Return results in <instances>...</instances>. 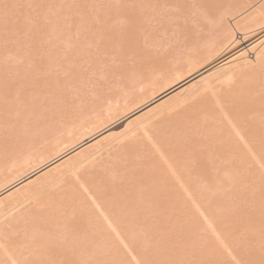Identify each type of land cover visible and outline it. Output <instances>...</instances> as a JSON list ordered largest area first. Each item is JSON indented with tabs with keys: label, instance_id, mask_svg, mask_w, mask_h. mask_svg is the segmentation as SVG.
I'll list each match as a JSON object with an SVG mask.
<instances>
[{
	"label": "bare ground",
	"instance_id": "bare-ground-1",
	"mask_svg": "<svg viewBox=\"0 0 264 264\" xmlns=\"http://www.w3.org/2000/svg\"><path fill=\"white\" fill-rule=\"evenodd\" d=\"M18 1L16 6L19 5ZM26 1L27 4L35 1L36 6L41 8H36V11L42 12L41 15L38 13V20L36 12L32 16L33 19L36 18L32 20L35 25L31 21L32 28L29 30L25 28L26 21L22 20L17 24L19 27L23 25L24 33L31 32L29 41L23 34L19 36L22 27L9 23L8 19L5 24L8 22L6 25H14H9L14 36H11V42L21 47L27 41L33 45L28 47V57L41 56V61H33L34 57L33 60L29 58V61L36 62L33 63V69H30L31 74L38 72V78L42 75L41 81H37L38 78L31 80L32 75L28 81L9 79L12 73L15 74L10 76L22 78L29 69L21 77L23 72L16 71V66L13 68L10 65L12 58L4 63L8 59L3 53L6 46L1 42L0 264H126L124 253L130 256L134 264H178L183 261H179L183 257L177 256L176 246L182 248L187 242L183 247L190 246L189 250L182 248L181 253L184 251L189 254L191 248L195 250L188 241L195 234L193 229L197 218L202 220L201 224L199 219V223L196 222L198 227L200 224L199 229L204 227L209 230L208 235L210 232L215 247L231 251L234 259L240 262L239 257L244 255H241L243 251H237V245V252H233L228 239L230 236L226 233L229 220L234 215L239 222L237 210L240 209L228 210V205H236L237 208V196L242 193L241 188L252 184L253 187L260 185L262 181L259 184L253 181L255 172L264 171V42L262 46L258 42L264 38V0H194L198 7L196 10L200 11L193 8L195 12L192 15L186 13L191 16V20L185 17V21L176 23L180 16L177 17L176 13L173 15L176 17L175 21L171 18L172 24L167 26V22L165 25L167 30H160L166 31L169 40L176 45L172 52L167 49L164 55L159 51V55L155 51H149L150 46L154 49L146 41L150 37L145 39L140 35L143 27H149H146L147 24L143 25L147 14L141 13L145 11L142 7L147 5L145 7L152 11V6L157 12L161 7L157 0H144L146 3L141 7L139 4H143V0L140 3L135 0L138 5H133L134 0L127 1L130 8L124 6L126 10L131 9L132 2L135 7H132L130 11L133 12L127 18L123 15L125 23L127 22L124 25L125 30L127 29L123 32L124 36L121 39L116 37L120 39L118 42L110 40L115 41L116 45H113L116 47L111 44L103 45H110L112 50L118 48L117 55L113 54V58L110 56L112 59L109 57V64L114 63L112 65L119 68L112 69V65L111 68L106 65L109 68L106 67L107 70L101 73L104 76H100L105 78L104 86L110 82L106 78H114L115 82L111 80L114 87L104 91L96 99L97 88L92 86L93 90L95 88L92 93L97 96L95 100L86 97L91 91V87L86 86L88 76L84 77L90 71L89 68L78 79L75 72L77 69L74 67L69 78L65 80L66 77L63 76L64 80H61L51 72L52 66L58 64L54 60L42 61V54H51L50 47L56 44L67 53L82 47L79 43L83 41L75 43L78 38L71 35L72 30L65 28L68 26L67 18L72 19L70 8L67 10L62 4L66 0H55L54 4L51 0ZM116 1L113 4L121 11L124 7L119 6L124 3L117 1V6ZM172 1L167 0L165 6ZM186 1L190 3L189 0ZM75 2L72 4L75 5ZM57 3L61 5L55 6ZM13 4H10L12 8L15 7V0ZM86 4L90 6L91 3L87 0L85 6ZM110 4L106 6L111 11L113 6ZM51 5L56 7L52 9L55 13L49 11L55 17H50L49 12L47 13V9L52 8ZM102 7L104 5L99 6L97 11L102 10ZM187 7L185 8L189 11ZM9 8L3 15L0 14L2 18L4 16L3 19L5 14L14 18L13 13L17 7L14 12ZM80 8L81 6L79 13L75 12L77 16L84 13V8ZM114 8L112 11L115 13L117 11ZM105 9V13L101 11L103 15H99L103 18L99 19L101 21H107ZM95 14L92 12V16ZM65 15L67 22L63 19ZM92 16L89 17L95 19ZM30 17L24 20L29 21ZM89 17L81 16L85 20L80 25H92L93 20L91 22ZM120 17L119 19L123 18ZM0 20L2 21L1 18ZM113 22L112 25L115 24ZM102 24L105 25L104 22ZM108 24L107 28L112 27L110 22ZM115 26L116 24L112 28ZM121 26L117 25V28ZM4 27L0 25V32H4ZM75 27L78 28L76 33L81 31L78 25ZM98 27H91L96 34L105 26ZM85 28H82L83 32ZM107 28L104 30L107 31ZM115 30L110 31L112 33ZM83 32H79L78 36L84 38ZM85 32L88 34L86 30ZM89 33L91 36L94 34L93 38L98 36V41H108L105 35L104 38L101 37L104 33ZM5 35L6 38L10 36ZM110 35L107 36H113ZM156 37L160 39L159 35ZM156 37L152 41L157 49H161L162 43L159 46ZM4 42L6 45L8 41ZM90 42L88 44H92ZM12 44L9 46L13 48L15 44ZM15 47L13 49L18 48ZM5 50L11 56L12 50L8 51V47ZM119 51L122 53L119 54ZM108 53L109 50L106 54ZM250 53L254 54L253 59L249 56ZM80 59L76 63L82 60ZM86 59L88 60L87 57ZM105 61L106 59L103 60ZM96 64L94 63L95 67L98 66ZM68 65L67 68L71 70L70 64ZM96 70H93L94 74ZM91 78L93 77L88 80ZM95 79L96 77L94 81ZM71 80L76 82L72 81L77 90L68 89L74 85L67 84ZM17 81L19 83L15 84ZM31 82H35V85ZM95 84L94 82L93 85ZM98 85H101L100 82ZM104 86L101 88L106 89ZM92 93L90 94L93 95ZM76 96L78 100L72 103L71 99ZM18 97L21 98L20 101L14 104ZM123 122L128 123L120 128L119 125ZM262 174L257 177L264 180L260 176ZM262 183L264 186V181ZM262 188L259 186V189ZM263 189L260 197H264ZM252 218L253 216L249 217L250 220ZM191 219L194 225L187 223ZM199 229L198 233L201 232ZM202 234L200 236L205 239L207 236ZM144 236L147 242L150 241L152 248L147 247L149 243H144ZM208 241L198 242V246H195L199 248L198 255L202 259L209 257L208 251L211 256L217 253V250L212 253ZM144 244L147 245L146 248ZM143 248L144 252L150 254L143 253ZM255 255L245 256L246 261L252 262ZM191 259L188 261L191 262ZM209 259L213 257L206 260L209 262ZM260 260L263 262L261 257ZM132 261L129 260L130 264ZM193 262L195 264L196 261ZM200 262L204 264V259H200Z\"/></svg>",
	"mask_w": 264,
	"mask_h": 264
},
{
	"label": "rangeland",
	"instance_id": "rangeland-1",
	"mask_svg": "<svg viewBox=\"0 0 264 264\" xmlns=\"http://www.w3.org/2000/svg\"><path fill=\"white\" fill-rule=\"evenodd\" d=\"M0 1H4L3 3L2 2H0V14H4L5 13V10L7 9L8 10V7H10L9 9H11L12 7H11V5H14L13 3H14V0H0ZM18 1V0H17ZM17 1L15 0V7H17V9L14 7V8H12L13 9V11L12 12H14V10L16 11V12H14L13 13V17L14 18H12V17H10V16H6V14H5V19H3L4 18V16H3V18L0 16V18L2 19V21L0 20V25H2V27H4V26H6V27H4V28H6L5 30H4V32H0V34L2 35H0V39L2 40H0V46L2 45L1 44V42L2 43H4V45L3 46H6L5 48H7L8 47V51H11L13 48H16L15 46H17L18 48L17 49H13L12 50V52L10 53V55L11 56H8L9 55V53L7 52V50H5V48L3 49V53L4 54H6V59H8V60H6V62H4V63H7V61H9L11 58V60H13L12 62H11V64L10 65H12V67L14 66H16L15 67V69H16V71L18 70L19 72H23V73H21V77H22V75L23 74H26V71L29 69H33V65H35L36 64V62H32V61H29V58H30V60H33V61H38V60H40L41 61V56L40 57H38V56H33L32 58L31 57H28V56H30V54H29V48L30 47H32L33 45L31 44V43H28L27 41H29V37H30V31L28 32V35H26L27 34V32L26 33H24L23 31L25 30V28L26 29H28L29 30V28H32V23H31V21L32 20H34V19H36V20H38L39 18H40V15L42 14V12L39 10V11H36V8H38L37 6H36V4H35V1H29V3L30 4H27V1L26 0H19L18 2H19V5L18 6H16L17 4ZM23 1V2H22ZM52 1V4H54L53 3V1L56 3V1L55 0H51ZM70 0H68V2H69ZM82 0H76V2L75 1H72L71 0V2H67V0L66 1H63L62 2V4H64V6H65V9H67L68 10V8H70L69 10H71L70 12H71V14L72 15H70V12H69V15L72 17V19L70 18V17H68L67 19H69V21L68 20H66V17H67V15H65L64 17H63V19H65V21L68 23V26H66L65 28L67 29L68 28V30L70 31V30H72V32L70 31V33H71V35H73V37L75 36L76 38H78L77 40H75V43H76V41H77V43H79V42H81V41H83V42H90V41H92V44H88V42H87V44H84L83 42H81V43H79V44H81V46L82 47H80V48H74L75 49V51H76V53H75V51H74V49L73 50H70V53H67V52H63L62 50H64V49H62L61 47H60V45L59 44H56V46H51L50 47V49H51V51L49 52V53H51V54H48L49 56H46L47 54L45 53V54H42V53H40V54H42V61H46L47 59L48 60H52V62H53V60L58 64V65H55V66H52L53 68H54V70H53V68H51V72H52V74H53V72H54V75L53 76H55V77H57V78H59V79H61V80H64L63 78L64 77H66L65 78V80L66 79H68L69 78V76H70V73L72 74L73 72H74V70H73V68L75 67L76 69V75H77V78L78 79H80L79 78V76L80 77H82L83 76V74H84V72H87L88 71V68H89V72L88 73H85V75H84V77L85 76H88V78H87V84H86V86L88 85V87L90 88H92V86L93 87H96L97 88V90H95V88H94V90H95V92H96V94L95 95H98V97L97 96H95L94 95V93H92V92H94V90H93V88L91 89H89V90H91L90 92H89V94H88V96H86L88 99L90 98V99H92V100H95V97H97L96 99H98L101 95H103V92L105 91L106 92V90L107 91H109V90H111V88H113L114 86V84H112V82H115L114 81V78H106V80H108V79H110L109 81V84L107 85L106 84V86H104V84H105V78L103 77V79L101 78L102 76H104V75H102L104 72H105V70H107L106 69V65H108V66H110V68L112 67V69H115V67H116V69H118L119 68V66H115V65H112V64H114V63H111V65L109 64L110 63V61H111V59L114 57L113 56V54L115 55L116 54V52L118 51L117 49L118 48H116V50L115 49H111V46H113V47H116V46H114V45H116L113 41H111V42H113V43H111L110 42V40H116L117 42L121 39V37L122 36H124V34H123V32H124V30H125V26L127 25V22L125 23V21H126V18L128 17V15L129 14H132V12L130 11V10H132V7H133V5H135V4H137V2H138V0H130V1H133L132 3H133V5H132V3H131V9H127L126 10V8L125 7H127V8H130V4H129V2L127 3V1H129V0H117L119 3H124L123 5H121L120 4V8L121 7H124V8H122V12L120 11L119 13H118V10H117V8L118 7H116V5L115 4H113V3H115V1L116 0H112V1H110L109 0V2H108V0H102V1H105L104 3L101 1V0H94L95 2H93V1H91L90 0V2H89V0H88V3L90 4H92V6L94 7V10H93V7L91 6V4H90V6L89 5H87V6H89V9L87 8V6H85V3L87 2V0H83V2H81ZM86 1V2H85ZM100 1H101V3H100ZM116 1V3H118ZM145 1H147V0H145ZM144 0L142 1L143 2V4H139L141 1L139 0V5H140V7L141 6H143L144 5V2H145ZM167 0H157L156 2H158L159 3V6H161V7H159L158 5V7H159V9H158V7L156 8V9H158V10H156L157 12H155V10H153L152 8H155V7H152V6H150L151 7V10L152 11H150L149 10V7L148 8H146L145 6H147V5H145L144 7H142V9L143 8H145V11H141V13H146L147 14V19H145L144 20V26H145V24H147L146 25V27L147 26H149V27H147V29L145 28V27H143L142 29L143 30H141V36H144V38L145 39H147L148 37L147 36H149L150 38H148L146 41L148 42V46H150V45H153V47H154V49L152 48V46H150L148 49H150L149 51H155V53H157V55H159L158 54V52L157 51H159V53H161L162 52V54L161 55H164V54H166L167 53V49H170V51L169 52H172V50H174V47L176 46L175 45V43H172V41H170L169 40V35H167L165 32L166 31H163V32H161L160 30H167L166 29V24H167V22L169 23V24H167V26H170L171 24H172V19L174 20V19H176V17H173V15H176V13H177V17L179 16V21H175L176 23H181L182 21H185V19L183 20V18H185V17H187V19L188 20H191V16L190 15H192V13L193 12H195V11H197L196 10V7H197V5H196V3H195V1L194 0H189V2L190 3H188V1H186V0H173L171 3H170V5H168V6H165V2H166ZM22 2V3H21ZM33 2V3H32ZM75 2V5L74 4H72V3H74ZM99 2V3H98ZM108 4H110L111 5V7L113 6V7H115L114 8V10L115 11H117V12H113L112 11V8H111V11L110 10H108V7L106 6V5H108ZM136 2V3H135ZM176 2L178 3L179 2V4L177 5L176 4ZM187 3V6L189 7L190 5H192V6H190L189 8L187 7V6H185L186 5V3ZM6 3H7V5H6ZM9 3V4H8ZM25 3H26V5H25ZM61 3V2H60ZM80 3V4H79ZM83 3V4H82ZM106 3V4H105ZM119 3L117 4V6L119 5ZM126 3H127V6H126ZM146 3V2H145ZM157 3V4H158ZM11 4V5H10ZM50 4H51V2H50ZM70 6H69V5ZM94 4V5H93ZM99 4V5H98ZM129 4V5H128ZM137 4V5H138ZM175 4V5H174ZM183 4V5H182ZM6 5V6H5ZM10 5V6H9ZM28 5V6H27ZM32 5V6H31ZM58 5H61V4H59V3H57L55 6H58ZM73 5V6H72ZM96 5H98V7H96ZM104 5V7H102V10H100L99 12L97 11L98 9H100L99 8V6L101 7V6H103ZM137 5H136V7H137ZM26 6H27V11H25V9H26ZM52 6V5H51ZM54 6V8H53V6H52V8H49V9H47V13L49 12V11H53L54 12V10H52V9H56V7ZM79 6H81V8L80 9H82V8H84L83 10H84V13L82 14H79V16H77L78 14L77 13H79L78 11H79ZM177 6H181V7H177ZM195 6V7H194ZM24 7V8H23ZM31 9H30V8ZM67 7V8H66ZM135 7V6H134ZM133 7V8H134ZM185 7H187L188 9H189V11H187V9L185 8ZM31 10V12H30V10ZM92 8V9H91ZM107 10H106V9ZM185 8V9H184ZM193 8H194V10H193ZM198 8V7H197ZM38 9H41L40 7L38 8ZM37 9V10H38ZM63 9V8H62ZM86 9V10H85ZM106 10V12H107V15H108V17H106V16H103L104 18L106 17V19H107V21L106 20H104V21H101V20H99L100 18L101 19H103L102 17H100L99 15H103L102 13H101V11H103V10ZM191 9V10H190ZM2 10V11H1ZM25 11V12H23V11ZM90 10V11H89ZM144 10V9H143ZM149 10V12H147ZM183 10V11H182ZM19 11H21V12H19ZM82 11V10H81ZM85 11H86V13H85ZM93 12V15L95 14V11H96V14H95V16H92V12ZM111 12L110 14H111V16L113 17H111L110 16V14H109V12ZM125 11V12H124ZM200 10H198L197 12H199ZM37 14H36V13ZM40 12V13H39ZM51 12H49V14H50V17L52 16V17H55V15H54V13H51ZM75 12H77V13H75ZM88 12H90V14L88 13ZM104 12V11H103ZM131 12V13H130ZM152 12H155V14L154 13H152ZM184 12V13H183ZM189 12H191V13H189ZM19 13H21L20 15H23V16H20V15H17V14H19ZM25 13V14H24ZM29 13V14H28ZM40 15H39V14ZM99 13V14H98ZM105 13V12H104ZM112 13H114V14H112ZM116 13H118V16L120 17V18H122L123 17V15L126 17V18H122V19H119V17L116 15ZM123 13V14H122ZM151 13V14H150ZM186 13H188V14H190L189 16L186 14ZM201 13V12H200ZM26 14H28V16L26 15ZM32 14V15H31ZM38 15V16H36V15ZM52 14V15H51ZM89 17V16H92V18L94 17L95 19H91V17H89L90 18V20H91V22H92V20H93V22H92V25L94 26V28H97L99 25L100 26H105V27H101V28H103L102 30H101V28H100V30L99 31H101V32H99V34H102V33H104L103 34V36H101V37H103L104 38V35H105V39L106 40H108V41H106V42H104V41H102V39L100 40V41H98V36L97 37H95V38H93V36H94V34H93V36H91L90 35V31H94V33L96 34V31L95 30H93V28H91V27H93L92 25H91V23L90 22H87V21H85V22H87V24L88 23H90V25H91V27H90V29H89V24H88V26H86V24H82V25H80V23H84V21L83 20H85V19H83L84 18V16L85 17H87L86 15ZM142 14V15H143ZM148 14H150L149 15V17H148ZM186 14V15H185ZM197 14H199V13H195V15H197ZM35 15V17L36 18H32V16H34ZM77 17H76V16ZM84 15V16H83ZM194 15V14H193ZM19 17V18H16V17ZM26 17V18H23V17ZM31 16V17H30ZM81 16L83 17V18H81ZM114 16H115V18H116V20H115V18H114ZM172 16V17H171ZM7 17H9V18H7ZM22 17V18H21ZM28 17H30V19H29V21L28 20H24V19H28ZM118 17V18H117ZM168 17V18H167ZM12 18V19H11ZM82 19V21H81V19ZM172 18V19H171ZM8 19V21H9V23L10 22H12L13 24H15V25H17V24H20V22H22V20L23 21H26V22H24V23H26L24 26H25V28L23 27V25H20V27L19 28H21L22 30H19L20 31V33H18L19 34V36H22V35H20V34H23V37L24 38H26V39H28L25 43H23L22 45H24V46H22V45H20L21 47H19V45H16V43L15 42H11L12 40H10L12 37L11 36H13V34H12V28H10L9 27V25L10 24H8V25H6L5 24V20H7ZM71 19V20H70ZM74 19V20H73ZM87 19V18H86ZM11 20V21H10ZM15 21V23H14V21ZM20 20V21H19ZM74 22H73V21ZM89 20V21H90ZM95 20V21H94ZM115 20V21H114ZM120 20V21H119ZM124 20V21H123ZM178 20V19H177ZM60 21H62V19L60 20ZM70 21H71V23H70ZM79 21V23H77ZM115 22V24H116V26H115V28H117V25H118V27L120 26V25H122L120 28H117L116 30L118 31V32H122L121 34H119V33H117V31L115 30V28L113 29L112 27L115 25L114 24V22ZM123 21V22H122ZM146 21V22H145ZM163 21V22H162ZM33 22V24H34V22L35 21H32ZM64 22V21H63ZM100 22H104V24L105 25H103L102 23H100ZM110 22V25H112V22H113V24L114 25H112V27H108L107 28V26L109 25L108 23ZM174 22V23H175ZM2 23V24H1ZM11 23V24H12ZM77 23V24H76ZM118 23V24H117ZM122 23H124V24H122ZM23 24V23H22ZM30 24V25H29ZM70 24H73V25H70ZM35 25V24H34ZM33 25V26H34ZM67 25V24H66ZM70 25V26H69ZM75 25L77 26L78 25V27H79V30L81 29V31H79L80 32V34L83 32L82 31V28L83 27H86L85 28V30L88 32V34L85 32V30H84V38H81V37H83V36H78V35H80L79 34V32H77L76 33V31H78V28L77 27H75ZM82 26V28L80 27V26ZM125 25V26H124ZM143 25H141V26H143ZM11 26V25H10ZM14 25H12L11 27H13ZM165 26V27H164ZM124 29H123V28ZM162 27H164L163 29H161ZM8 28H9V30L10 31H8ZM17 28V27H16ZM72 28H74V29H72ZM99 28V27H98ZM105 28H107L108 30V32L107 31H105L104 29ZM112 28V29H111ZM77 29V30H76ZM88 29H89V31H88ZM120 29H122L121 31H120ZM144 29H146L145 31H144ZM97 30V29H96ZM110 30H115V31H112V33H111V31ZM127 30V29H126ZM125 30V31H126ZM150 30V31H149ZM22 31V32H21ZM103 31V32H102ZM143 31V32H142ZM114 32H116V34L114 33ZM139 32H140V30H139ZM8 34V36H9V38L7 37H4V35L5 34ZM86 33V34H85ZM106 33V34H105ZM113 34V36H111V37H114V35H115V37L114 38H109V36H107V35H109V34ZM125 33V32H124ZM153 33V34H152ZM6 34V35H7ZM17 34V33H16ZM15 33H14V35H16ZM99 34H96V35H99ZM119 34V35H118ZM123 34V35H122ZM5 35V36H6ZM83 35V34H82ZM118 35V36H117ZM151 35V36H150ZM155 35V36H154ZM156 35H159V37H160V39H158L157 37H156ZM18 36V35H17ZM17 36H15V37H17ZM27 36H28V38H27ZM78 36V37H77ZM153 36H154V38H153ZM14 37V36H13ZM23 37H21L22 39H23ZM88 37H90V38H88ZM116 37H120V39L119 38H116ZM147 37V38H146ZM155 37L157 38L156 40H158V42H159V46H160V43H162V45H161V49L164 51H161V49H157L156 48V46L154 45L155 43H154V41H152V39H155ZM17 38H19V37H17ZM79 38H81V40L79 39ZM108 38V39H107ZM166 39V40H164V39ZM20 39V38H19ZM83 39V40H82ZM150 39H151V41L153 42L152 44L150 43L151 41H150ZM21 40V39H20ZM74 40V39H73ZM73 40H72V42H73ZM80 40V41H79ZM85 40V41H84ZM87 40V41H86ZM155 40V41H156ZM160 40V41H159ZM164 40V41H163ZM262 40H264V38H261L258 42L260 43L259 45H263L262 44V42H264V41H262ZM4 41H8L7 43H6V45H5V42ZM10 41V42H9ZM19 41V40H18ZM161 41H163V42H161ZM21 43H22V40L20 41ZM24 42V41H23ZM116 42V43H117ZM157 42V41H156ZM257 42V43H258ZM8 43H10L9 45H13L12 43H14L15 45L13 46V48L12 47H10L9 45L7 46V44ZM74 43V44H75ZM96 43V44H95ZM30 44V45H29ZM83 44V45H82ZM99 44H101L100 46H99ZM105 44H111V46L109 45V46H107V48L109 47V49H107L106 48V46H103V45H105ZM114 44V45H113ZM42 45V44H41ZM41 45H39V47L40 48H42L41 47ZM53 45V44H52ZM55 45V44H54ZM84 45L86 46L87 45V47L86 48H88V47H91V48H88L87 49V51H86V48L84 47ZM90 45V46H89ZM97 45V46H96ZM165 45V46H164ZM93 46H95V47H93ZM261 46H259V47H261ZM29 47V48H28ZM98 47V48H97ZM9 48H11V49H9ZM21 48V49H20ZM53 48V49H52ZM172 48V49H171ZM258 48V47H257ZM262 48V47H261ZM260 48V49H261ZM81 49H82V51H81ZM101 49V50H100ZM147 49V50H148ZM1 50V49H0ZM14 50H16L15 52H14ZM20 50V51H19ZM25 50V51H24ZM27 50V51H26ZM109 50V53L108 54H106L107 53V51ZM5 51V52H4ZM61 51V52H60ZM80 51V52H79ZM115 51V52H114ZM59 52V53H58ZM78 52V53H77ZM87 52V53H86ZM92 52V54H90ZM8 53V54H7ZM15 53V54H14ZM25 53V54H24ZM52 53H53V56H52ZM59 55H58V54ZM63 53H64V55H63ZM122 52H120L119 51V54H121ZM13 54V55H12ZM21 54V55H20ZM24 54V55H23ZM28 54V55H27ZM66 54H67V56H66ZM74 54V56H72ZM89 54V55H88ZM102 54V55H101ZM18 55H19V57H18ZM27 55V56H26ZM43 55H45V56H43ZM57 55V56H56ZM62 55V56H61ZM74 57V59L71 57ZM84 55V56H83ZM91 55H92V57H91ZM105 55V56H104ZM117 55V54H116ZM8 56V57H7ZM18 57V58H20V59H18V58H15V57ZM21 56H23L22 58H21ZM66 56V57H65ZM70 56V57H69ZM82 58H81V57ZM107 56V57H106ZM112 58H111V57ZM249 56H251V58L252 57H254V54H249ZM62 57H64L65 59H66V61L64 62V58H62ZM71 59H69V58ZM85 57V58H84ZM86 57L88 58V60H90V58H91V60H90V62H88V60L86 59ZM95 57V58H94ZM111 59H110V58ZM62 61L63 60V62H61L59 59ZM62 58V59H61ZM68 58V59H67ZM81 60V61H79L80 62V64H78V63H76V60L78 61L79 59ZM97 58V59H96ZM108 58V59H107ZM27 59H28V61H27ZM45 59V60H44ZM57 59H58V61H57ZM106 59V61L105 62H103V60H105ZM253 59V58H252ZM3 60H4V58H3ZM19 60V61H18ZM20 60H21V62H20ZM75 60V61H74ZM110 60V61H109ZM1 61V60H0ZM14 61H16V62H14ZM39 61V62H40ZM60 61V62H59ZM69 61H71L70 63H69ZM3 62V61H2ZM10 62H8V63H10ZM96 62H99V63H97L96 64ZM15 63H17V64H15ZM33 63H35V64H33ZM38 63V62H37ZM88 63V64H87ZM94 63L96 64V65H98V66H96L95 67V65H94ZM104 63V64H103ZM105 63H107V64H105ZM20 64H22V65H20ZM63 65V67H62V65ZM68 64H70V68H72L71 70L69 69V68H67V67H69V65ZM74 64V65H73ZM75 64H77V65H75ZM86 64H87V67H85L86 66ZM91 64V65H90ZM61 65V66H60ZM82 65H84V66H82ZM90 65V66H89ZM103 65H104V68H103ZM117 65V64H116ZM22 68H21V67ZM72 66V67H71ZM77 66V67H76ZM79 66H81L80 68H79ZM13 67V68H14ZM25 67V68H24ZM32 67V68H31ZM61 67V68H60ZM82 67H84L85 69H81ZM95 67V68H94ZM19 68H21V69H19ZM96 68H97V70H96ZM107 68H109V67H107ZM14 69V70H15ZM65 71H64V70ZM69 69V70H68ZM104 69V70H103ZM23 70V71H22ZM26 70V71H25ZM29 70H28V72H27V74L26 75H24L22 78H20V77H17V76H15V77H12L15 73H12V74H10V75H12V76H10L9 75V79H13V78H15V79H17V80H19V79H24L25 81L27 80L28 81V79H31V78H29L30 77V75H32V79L31 80H34V79H37L38 78V72L35 74V73H33V74H31L32 72H31V70H30V72H29ZM60 70V71H59ZM82 70V71H81ZM84 70V71H83ZM85 70H87V71H85ZM93 70H96V72H95V74L93 73L94 71ZM101 70H103L102 72H101ZM70 71H72V72H70ZM78 71V72H77ZM69 72V73H68ZM30 73V74H29ZM41 72H39V74H40ZM91 73V74H90ZM102 73V74H101ZM66 74V75H65ZM68 74V75H67ZM98 74V75H97ZM101 74V75H100ZM29 75V76H28ZM41 75L42 74H40L39 76V80L37 79V81H41ZM48 75H50V73L48 74ZM57 75V76H56ZM59 75H60V77H59ZM76 75H74V76H76ZM64 76V77H63ZM68 76V77H67ZM93 77V78H91V80H88V79H90V77ZM101 76V77H100ZM43 77V76H42ZM96 77V79H95V81H94V78ZM75 79V80H78V79ZM15 79L13 80V81H15ZM111 80H113L112 82H111ZM12 81V82H13ZM73 80H71V81H69V82H67V84L68 83H73L72 82ZM100 82V86L98 85V83ZM90 82V83H89ZM94 82L96 83L95 85H93L94 84ZM15 83V82H14ZM17 83H19L18 81L15 83V84H17ZM35 83V82H34ZM34 83H32L31 82V84L33 85ZM74 83H76V82H74ZM73 83V84H74ZM93 83V84H92ZM104 83V84H103ZM31 84H29V85H31ZM90 84H92V85H90ZM110 84H112V86L110 85ZM31 85V86H32ZM35 85V84H34ZM33 85V86H34ZM71 85V84H70ZM77 85V84H76ZM106 87V89L105 88H101V87ZM69 86V85H68ZM30 87V86H29ZM70 87V88H69ZM68 87V89L69 90H77V87H76V89L74 88L75 87V84L74 85H71V86H69ZM74 89H73V88ZM109 88V89H108ZM86 89H87V87H86ZM101 89H103V90H101ZM102 92H101V91ZM101 93H100V92ZM104 92V93H105ZM85 93H87V91H85ZM90 93H92L93 95H91ZM108 93V92H107ZM86 95V94H85ZM94 99H93V98ZM19 98V97H18ZM17 98V99H18ZM86 98V99H87ZM17 99H15L14 100V104H17L18 102L17 101H20V99L21 98H19L18 100ZM78 100V97L76 96V97H73L72 99H71V101H73L72 103H74L75 101H77ZM71 101L69 100V102L71 103ZM66 103V102H65ZM64 103V104H65ZM4 105H6V104H3V106ZM1 106V105H0ZM1 114V113H0ZM0 118H1V115H0ZM131 121L133 120L132 118L130 119ZM130 120H128V122L130 121ZM128 122H123L122 124H120L119 125V127L120 128H123L125 125H126V123H128ZM264 172V171H263ZM262 171H261V173H260V171L258 170V172H257V170H256V177H255V180H253L254 181V183H256V182H258V184L260 183V181H264L263 179H259L260 177H257V176H259L258 174H262L263 173ZM264 174H262V175H260V176H262V178H264V176H263ZM256 178H257V180H256ZM260 183V185H257V187L254 185V187H253V184H252V186H247V187H245V188H241V192L242 193H240V195H238L237 197H238V200L240 201H238L237 200V202L239 203V204H237V203H235V204H237L238 206H237V208H236V205H233V206H229L228 205V210L230 209V210H237V209H240V210H237V212H238V214L240 215L239 216V222H238V220H236L237 219V217L235 218V216L236 215H234V217L233 218H231L230 220H229V223H228V229H227V235L228 236H230L228 239H229V244L231 245L230 247H232V250H233V252L236 250V246L237 245H239V247L237 248V251L239 250V249H241V252L243 251V253H241V255L242 254H244V255H242V257L240 256L239 258L241 259V261H243V262H238V261H236L235 259H234V257L232 256V253H231V251H227V250H223L222 248H220V246L219 247H215V243H214V241H213V238H212V236L210 235V232H209V235H210V237H211V239H212V241H210V239H208V237H209V235H208V229H204V227H202L201 229H199V227H200V224L202 223V220H200L199 218H197L196 220H195V218L193 219V221L195 220L197 223H199L197 220L199 219L201 222H200V224H199V227H198V224L195 222L194 224H196V225H194L193 224V221H192V219H191V221H189L188 220V222L187 223H190V224H192V225H194L195 226V228L193 229L194 231H195V234L193 235V238H191V239H189L190 240V242L188 241V243H190V245L192 244L193 245V248L195 249V250H193L192 248H191V250H190V252H189V254H187L188 252H184L185 253V255L183 254V252L181 253V251H180V249H182V248H184L183 246L184 245H186V243L182 246V248H180V246H176V247H178L177 249H176V252L178 253L177 254V256L179 257V256H181V257H183L182 259H179V261H182V262H180V263H178V264H191V262H193V261H196L195 262V264H197V263H201L200 262V259H201V261L204 259V264H251L253 261H254V259H255V257L256 256H258V257H256V259H255V261H254V263L255 264H259L262 260H260V257H261V259H263V262H261L260 264H264V197L263 196H261L260 197V192L262 191V189L264 188V186H262L263 185V183ZM262 184V185H261ZM259 186H261V188L262 189H259ZM253 187V188H252ZM256 187V188H255ZM242 190H244V191H242ZM260 190V191H259ZM264 190V189H263ZM262 194H264L263 192H262ZM236 197V198H237ZM244 198H245V200H244ZM247 200H250L249 202L247 201ZM239 205H241L240 206V208H238L239 207ZM230 207V208H229ZM232 207H234V208H232ZM232 208V209H231ZM235 214H237V213H235ZM233 216V215H232ZM251 216H253V223H252V221L249 219V217H251ZM249 221H251V223L249 222ZM248 224V225H247ZM184 225H185V222H184ZM227 225V224H226ZM249 225H251V227L249 226ZM202 226V225H201ZM246 226H248V227H250V228H248V227H246ZM198 227V228H197ZM244 227H246V228H244ZM198 229H199V231L201 230V234L200 233H198L197 231H198ZM203 230V231H202ZM205 230V231H204ZM202 233H204L207 237H205V239H203V234ZM200 235H202V236H200ZM204 235V236H205ZM209 237V238H210ZM201 238H202V240H201ZM144 239H146V236H144ZM193 239H194V241H193ZM210 242H209V241ZM148 240L146 239V241L144 240V243L145 242H147ZM201 241H204L205 243H207V241L209 242L208 244H209V248H210V250H212V253L214 252V251H216L217 253V255L214 253V254H212V256H211V253H210V251H208V255H209V257H213V259H209V262H208V260H206L207 258H209V257H205V258H203L202 259V257L200 256V255H198V254H200L199 253V248L197 249L195 246H198V242L200 243ZM147 243H149V246H147V245H145V244H147ZM147 243H145L144 245H145V248H146V246L147 247H151L150 246V241L149 242H147ZM152 244V243H151ZM189 244H187V246H188ZM192 245H191V247H192ZM210 245H211V247H210ZM186 247V246H185ZM152 248V247H151ZM189 248H190V246L189 247H186V248H184V249H188L189 250ZM215 249V250H214ZM243 249V250H242ZM144 248H143V253H146V251L144 252ZM147 250H149V249H147ZM187 250V251H188ZM197 250H198V252H197ZM194 251H196V252H194ZM237 251H235V252H237ZM240 251V250H239ZM149 252V251H148ZM176 252H175V254H176ZM250 252V253H249ZM252 252V253H251ZM254 252V253H253ZM195 253V254H194ZM196 253H197V255H196ZM146 254H150V252L149 253H146ZM194 254V255H193ZM247 254H249L250 256H248ZM254 254H256L255 256H254V259H253V261L251 262V261H246V258H245V256L247 257H252ZM187 255L189 256L188 258H187ZM214 255H215V257H214ZM260 255V256H259ZM123 257H124V259H125V262H126V264H130V262H129V260L130 261H132V259L130 258V256L127 254V255H125V253L123 254ZM194 257V258H193ZM197 257H200L199 259H197ZM180 258V257H179ZM192 258V259H191ZM245 258V259H244ZM185 259V260H184ZM189 259H191V262H189L190 260ZM189 260V261H188ZM211 260V261H210ZM257 260H260V262H258ZM178 261V262H179ZM207 261V262H206ZM133 262V261H132ZM187 262V263H186ZM235 262V263H234ZM251 262V263H250ZM131 264H134V262L133 263H131ZM193 264H194V262H193ZM202 264V263H201ZM253 264V263H252Z\"/></svg>",
	"mask_w": 264,
	"mask_h": 264
}]
</instances>
